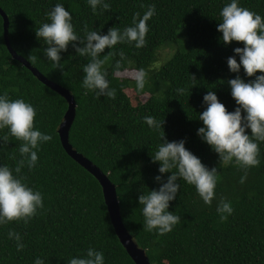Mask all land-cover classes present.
<instances>
[{
    "label": "trees",
    "instance_id": "1",
    "mask_svg": "<svg viewBox=\"0 0 264 264\" xmlns=\"http://www.w3.org/2000/svg\"><path fill=\"white\" fill-rule=\"evenodd\" d=\"M103 2L110 4V10L98 7L94 13L88 0H0V7L9 17V39L16 52L74 95L77 108L69 142L116 185L124 225L151 264H264V142L257 141L260 165L245 170L235 162H219V154L197 135L204 126L199 113L207 107L203 102L207 92L214 91L232 112L238 105L228 80L239 75L248 82L262 74L248 77L242 66L239 73L229 70L227 58L235 55L239 61L233 50L244 47L242 42L223 43L217 30L222 22L220 12L231 0ZM57 3L70 12L80 36L85 35V25L100 34H107L111 27L122 31L132 26L134 14L142 16L155 5L144 47L118 43L100 54V59L107 57L102 70L116 90L115 99L82 87L83 67L90 57L76 53L71 44L61 52L63 69H54L44 54L47 45L36 37V29L50 22L47 13ZM238 3L264 18V0ZM3 23L0 14V95L7 92L10 99L31 103L37 112L35 128L51 134L52 140L39 146L36 166L29 169L25 164L19 174L29 187L42 193L44 207L27 223L0 224V264H35L37 258L44 264H67L73 257H84L90 247L103 253L104 264H136L116 234L99 181L62 144L59 127L67 100L12 56ZM167 46L174 52L157 67L158 51ZM33 56L34 62L30 60ZM141 69L147 76L144 89L138 90L135 79L126 73ZM179 88L185 89L183 94L177 92ZM129 89L139 97L149 96L134 103ZM145 116L164 120L163 127L150 128ZM163 131L169 142L185 140V147L205 166L215 167L218 181L215 198L208 205L195 186L178 179L179 191L169 211L181 220L172 231L160 235L156 230L145 231L138 197L160 187L155 176L162 175L166 182L171 175L160 174V163L152 160ZM246 131L251 134L250 129ZM4 135L9 142L0 141V166L14 170L21 159V142L7 128L0 130V137ZM221 201L230 202L234 209L223 221L217 212ZM10 231L19 234L20 240L10 238ZM18 243L23 245L20 250Z\"/></svg>",
    "mask_w": 264,
    "mask_h": 264
},
{
    "label": "clouds",
    "instance_id": "2",
    "mask_svg": "<svg viewBox=\"0 0 264 264\" xmlns=\"http://www.w3.org/2000/svg\"><path fill=\"white\" fill-rule=\"evenodd\" d=\"M88 4L94 13L98 7L103 10H110L111 7L103 0H88ZM154 14L155 5H151L142 16L140 13L134 14L132 26L122 31L111 27L107 34H100L98 31H88L85 25V35L80 36L74 30L70 12L57 3L47 13L50 22H45L36 29V37L47 45L44 54L53 62L54 69H63L61 52L67 51L70 44L79 55L90 57L83 67L85 75L82 87L94 91L97 96L115 99L116 90L110 87L107 73L102 70L107 57L100 59V54L118 43L134 44L136 48L144 47L149 31L147 22ZM220 16L222 22L218 24L217 30L222 33V42L231 44L236 41L244 45L233 50L239 55V61L235 55L227 58L229 70L239 73L242 66L248 77L257 72L262 74L255 75V79L248 82L239 75L228 80L231 95L238 105L232 112L219 101L214 91L207 92L203 97L207 107L199 113V119L203 121L204 126L197 130V135L219 154V162L225 165L235 162L247 170L260 165V148L257 141L264 142V18L240 6L238 0H231L226 4ZM120 55L123 57V52ZM30 60L34 62L36 57L33 56ZM116 67L119 69V62ZM146 76L147 73L143 69L134 73L133 78L138 90L144 89ZM184 91V88L177 89L179 94ZM242 112L246 114L242 115ZM36 115L34 106L24 99H10L7 92L0 95V130L7 128L10 135L21 142V159L15 169L7 165L0 166V224L13 221L27 223L37 215L38 209L44 207L42 193L29 187L25 182L26 178L19 175L25 164L29 169L36 166L39 146L52 140L51 134H45L35 128ZM144 121L153 129H160L164 123V120L158 121L151 116H145ZM246 129L251 130L250 135ZM161 140L162 143L152 155V160L160 163V174L171 172V175L167 177L166 182L162 175L155 176L154 180L160 187L139 195L138 201L139 205H143L145 231L156 230L158 234L164 235L172 231L181 220L180 216L169 211L170 202L176 198L179 191L177 180L182 178L187 184L195 186L204 203L211 205L215 198L218 177L215 167L209 169L199 157L185 147V140L169 142L164 131L161 133ZM0 141L8 143V135L0 137ZM245 178L246 173L241 182ZM233 211L230 202L221 201L217 207L221 221L226 220L227 215H231ZM9 236L20 240L17 233L10 231ZM17 248L20 250L23 245L18 243ZM35 264H44V261L37 258ZM67 264H104V255L90 247L84 257H73Z\"/></svg>",
    "mask_w": 264,
    "mask_h": 264
},
{
    "label": "water",
    "instance_id": "3",
    "mask_svg": "<svg viewBox=\"0 0 264 264\" xmlns=\"http://www.w3.org/2000/svg\"><path fill=\"white\" fill-rule=\"evenodd\" d=\"M0 14L3 17L4 22L3 27L5 42L12 56L23 63L27 68H29L41 82L58 92L67 100L68 108L59 127V134L62 144L68 154L78 163H80L84 168H86L99 181L103 190L104 200L111 218V222L122 245L125 247L128 254L136 264H151L146 251L139 247L133 236L124 225L121 216V206L116 190V185L113 184L109 177L96 164H94L82 153H79L69 142L70 128L75 120L77 108V103L74 95L67 88L48 79V77L42 74L26 58L16 52V50L12 47L9 39V17L1 7Z\"/></svg>",
    "mask_w": 264,
    "mask_h": 264
},
{
    "label": "rangeland",
    "instance_id": "4",
    "mask_svg": "<svg viewBox=\"0 0 264 264\" xmlns=\"http://www.w3.org/2000/svg\"><path fill=\"white\" fill-rule=\"evenodd\" d=\"M174 52V48L173 47H162L161 49H159L158 51V61H156V66L157 67H160L162 66L163 64L166 63V61L168 59H170V57L172 56ZM134 73L135 71H129L126 73V76L127 77H130V78H133L134 76ZM127 93L129 96H131V98L133 99V102L134 103H137V102H141L143 100H147L148 96L149 95H144L143 97H139L135 94V92L132 90V89H129L127 90Z\"/></svg>",
    "mask_w": 264,
    "mask_h": 264
}]
</instances>
